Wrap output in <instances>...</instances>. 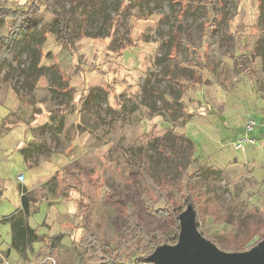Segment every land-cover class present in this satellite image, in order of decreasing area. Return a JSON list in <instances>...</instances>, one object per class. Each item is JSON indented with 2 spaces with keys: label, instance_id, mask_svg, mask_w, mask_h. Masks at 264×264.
<instances>
[{
  "label": "rangeland",
  "instance_id": "374dc122",
  "mask_svg": "<svg viewBox=\"0 0 264 264\" xmlns=\"http://www.w3.org/2000/svg\"><path fill=\"white\" fill-rule=\"evenodd\" d=\"M46 1L0 0V11L32 8L30 22L46 25L54 19ZM63 1L68 9L71 0ZM188 1L201 9L189 6L182 16L184 0H103L87 24L89 34H70V48L57 32L43 39L36 31L12 49L22 70L29 68V51L41 47L46 70L33 92L23 88L19 70L0 67V219L20 209L26 195L29 225L40 235L61 237L52 264H85L81 201L107 245L125 240L126 206L147 232L179 240L183 217L158 212L164 204L151 213L141 199L143 179L139 188L129 183L142 157L152 176L172 183L180 180V168L215 171L207 181L211 193L201 198L197 213L190 210L199 237L217 251L249 254L261 241L248 228L264 214V51L255 53L264 44V3ZM5 23L0 37L12 25ZM176 97L188 121L167 113L177 109ZM68 102L71 109L53 114ZM249 119L257 123L254 143L237 149ZM171 130L190 139L194 164H188L184 141L169 138L170 159L156 149L154 139L170 137ZM42 251L41 242L26 254L12 250L10 226L0 223V264H42Z\"/></svg>",
  "mask_w": 264,
  "mask_h": 264
},
{
  "label": "trees",
  "instance_id": "16d2710c",
  "mask_svg": "<svg viewBox=\"0 0 264 264\" xmlns=\"http://www.w3.org/2000/svg\"><path fill=\"white\" fill-rule=\"evenodd\" d=\"M225 1L226 0H217L218 4L221 6H224ZM102 2L103 0H71L69 2L70 7L68 9H63L66 7L63 0H54L53 2L47 0L46 5L53 14L54 19L46 25L40 23L32 24L30 22L33 16L32 8L27 11L2 9L0 11V26H4L7 20H10L12 25L9 28L8 35L6 37H0V67L4 64H10L12 68L19 70L21 76L26 80L23 88L33 92L36 88L38 78L43 74L44 70H46L40 67L43 58L41 47L35 45V50L31 49L29 51V68L22 70L18 67L19 55L13 53V47L18 43H25L36 31H39L43 39L47 37L48 32H57L60 41L63 42L67 48H70L71 45L68 40L70 34L75 33L77 36L88 35L90 31L87 28V24L90 22L91 17L96 15V12L98 14L101 11L104 5ZM260 3L262 5L264 0H260ZM179 4L181 5L180 15L182 16L191 10L189 6H191L194 11L201 9V5L197 1L189 5V1L184 0V3L181 2ZM74 9L80 10L81 12L76 14L75 11L73 14L72 10ZM25 45H22L21 52L25 50ZM182 47L188 54L192 53L197 61L201 60V55L197 50L190 48L187 43H183ZM172 51L174 53L172 56L176 57L174 56L176 54L175 51ZM263 51L264 44H257L255 53L262 55ZM60 78L63 82L61 75ZM51 88L54 92H59L54 86ZM90 99L91 95L87 100L89 101ZM163 101L165 103L168 102L166 99H163ZM173 101V106H177V109L168 108L167 113L174 121H178L181 118H185V121H188L189 118H187V115L178 108L180 106L182 107L181 99L176 97ZM168 103L170 104V102ZM71 107L72 104L68 102L63 109L59 107V109L53 111V114L58 115L60 113H65L71 109ZM60 108L63 111L60 112ZM57 127L58 130L61 131L62 125L60 124ZM168 135L170 136L168 138L157 137L154 139L156 149L159 150L165 158H168L165 147L170 140L169 138L177 141H184L188 144L189 149V154L187 155L188 164H194V147L190 139L185 135L181 136L176 134L173 130L168 131ZM136 168V172H132L129 176V183H131L134 188H139L141 179H143L141 199L149 206L150 212L157 213V207L164 204V208L159 209L158 212L164 210L170 215H175L178 219H180L181 215L188 207H192L197 213V204L201 201V198H207L211 193V188L208 186L207 181L210 175L215 172L212 168L206 170L199 169L196 172H191L187 167L183 169L180 168V180L176 183H172L165 175L160 177L152 176L147 163L143 161V157L142 160L137 162ZM81 203L80 212L83 213V234L80 239L79 249L81 254L85 257V264H127V261H131L133 264H154L149 261V258L155 254L159 247L176 245L178 242L177 237L174 239H167L165 236L159 234V232H147L140 224L135 210L132 207L126 206L125 216L127 217L128 225L126 230H124L125 240H123L122 237H117L113 245H107L98 226L88 221V208L84 211V202L81 201ZM31 206V201L26 195H23L21 198V208L10 217L0 219V223L10 226L12 250L20 254H26L32 249L33 245L41 242L43 244L42 257L47 260V262L42 264H52V256L54 257L53 252L56 251L54 242L61 237L51 238L40 235L37 230L29 225L27 217L30 214ZM248 230L249 235L258 236L261 239L255 247L264 242V214H260L259 218L255 217ZM131 233L134 234V236L131 239L127 238Z\"/></svg>",
  "mask_w": 264,
  "mask_h": 264
},
{
  "label": "water",
  "instance_id": "95a60500",
  "mask_svg": "<svg viewBox=\"0 0 264 264\" xmlns=\"http://www.w3.org/2000/svg\"><path fill=\"white\" fill-rule=\"evenodd\" d=\"M192 207L181 215L182 233L176 245L159 247L149 261L154 264H264V242L249 254H224L201 241L194 227ZM180 217V218H181Z\"/></svg>",
  "mask_w": 264,
  "mask_h": 264
},
{
  "label": "built area",
  "instance_id": "2783aa9c",
  "mask_svg": "<svg viewBox=\"0 0 264 264\" xmlns=\"http://www.w3.org/2000/svg\"><path fill=\"white\" fill-rule=\"evenodd\" d=\"M256 126L257 123L255 120L253 119H249L247 124H246V128H245V136L242 137L239 141L238 144L236 146L237 149H244V147L246 145H248L249 143H254V140L252 139V137H250V135L256 130ZM18 180L20 182L24 181V176H19Z\"/></svg>",
  "mask_w": 264,
  "mask_h": 264
},
{
  "label": "bare ground",
  "instance_id": "6f19581e",
  "mask_svg": "<svg viewBox=\"0 0 264 264\" xmlns=\"http://www.w3.org/2000/svg\"><path fill=\"white\" fill-rule=\"evenodd\" d=\"M200 240H201V241H205V240H203L202 238H200ZM208 243H209V242H208Z\"/></svg>",
  "mask_w": 264,
  "mask_h": 264
}]
</instances>
